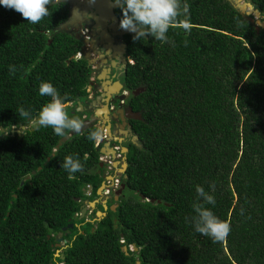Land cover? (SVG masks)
<instances>
[{
	"label": "trees",
	"instance_id": "16d2710c",
	"mask_svg": "<svg viewBox=\"0 0 264 264\" xmlns=\"http://www.w3.org/2000/svg\"><path fill=\"white\" fill-rule=\"evenodd\" d=\"M249 1L264 17V0ZM181 3L190 32L170 28L168 42L124 35L131 61L123 78L128 104L141 115L129 120L138 142L127 145L128 191L93 221L77 218L103 179L99 147L88 138L97 126L56 147L61 137L51 127L29 125L51 99L39 94L41 82L73 102L69 116L85 118L76 106L88 95L92 67L74 56L82 40L59 28L67 2L50 5L37 24L0 5V125H26L0 137V264H264V28L231 0ZM115 12L121 19L118 6ZM66 156L78 157L83 171L62 169ZM197 186L215 198L206 207L231 226L222 242L190 223ZM60 230L63 258L55 245Z\"/></svg>",
	"mask_w": 264,
	"mask_h": 264
},
{
	"label": "clouds",
	"instance_id": "9594fccd",
	"mask_svg": "<svg viewBox=\"0 0 264 264\" xmlns=\"http://www.w3.org/2000/svg\"><path fill=\"white\" fill-rule=\"evenodd\" d=\"M89 2L94 3L95 0H89ZM60 3L61 0H0V5L20 13L31 24H37L48 16L50 5ZM112 3L118 6L122 12L120 28L134 33L133 41H140L151 36L157 41L168 42L167 33L170 28H181L185 32L191 31L192 25L186 18L189 7L187 4L182 5L181 0H112ZM181 17L185 18L181 19ZM16 71L14 65L9 66L11 75H15ZM39 94L51 99L39 110L34 122L37 126L51 127L54 134L59 137H65L70 132L79 133L81 131L82 121L78 117L69 116L65 98L61 97L58 90L50 82L40 83ZM18 112L21 117H30L31 115L24 107H19ZM88 138L90 140L98 139L99 132L93 131ZM61 168L67 171L69 175L83 171V165L79 158L73 156H66L61 162ZM196 193L197 200L192 204L195 215L190 218V223L197 233L211 238L213 242L224 241L231 231L230 224L219 219L211 209L206 207L209 204L214 206L215 198L201 186L196 187ZM83 200L82 203L91 199L86 197ZM90 206L93 211L95 205ZM85 214L82 219L88 221L89 216H85ZM187 219L189 218L186 217ZM61 252L57 251V255Z\"/></svg>",
	"mask_w": 264,
	"mask_h": 264
},
{
	"label": "flooded vegetation",
	"instance_id": "af4514ba",
	"mask_svg": "<svg viewBox=\"0 0 264 264\" xmlns=\"http://www.w3.org/2000/svg\"><path fill=\"white\" fill-rule=\"evenodd\" d=\"M61 1L67 2V9H68L67 17H68L70 4L67 0H61ZM77 23L80 24L79 26L76 27L77 31L80 32L82 37H86L89 39V41L85 44L82 41V45L83 44L85 45L83 47L84 52L86 51L89 52V56L86 57V59L92 67V75L90 77V82L87 85L88 95L86 98L79 101L82 102L83 107L86 111L85 117H87L89 113H91L93 109L96 107L101 109L105 107V110L106 108H108V112H106V114L107 116H109L110 124L108 129L106 128V123L103 127V130L106 129V133H105L106 139L105 138L103 139V141L99 146V149L104 144L105 141H109V146H112L116 151V155L114 157L111 154H109V159L111 160L110 165L108 164L107 160L105 161L100 160V162L102 163L100 164L99 162L100 168L97 170L103 177L101 181L103 182V185L101 186L100 191L97 190V196L99 198H94L97 199V201L95 202L93 211L95 212V210L100 209L99 204H101L103 209L102 211L105 212V210L107 208H110V205L113 203L112 200H114L113 197L115 191L118 188H120L121 184L124 182L122 177L124 172L117 170V169H121L124 158L126 160L127 151H122L121 145L122 143H124V145L126 146L128 145L129 142L135 143V140L133 139L135 133L132 131L131 124L129 122V120L134 117L131 116L130 113L128 114L126 113L128 112V108L131 107V105L128 104L130 91L127 88H125L124 78H123L127 67V62L129 59L127 58L126 52L124 53V55L123 54L121 55L120 53V48L122 43H124L126 47V40L124 37L126 33H123L122 35H119L117 33L116 34L111 33V38L106 37L105 35L102 37V42H100V36L94 33L96 29L94 27L95 20L91 18L87 13L81 15V18L77 20ZM59 28L72 33H74V29H75V27L70 24L68 25L59 24ZM82 30H84L88 36H85ZM109 31H111V29H109ZM107 48H110V51H107ZM122 56H124L126 63L123 62ZM115 88H117V90H115ZM120 93H123L125 97L119 98L118 96ZM92 100H95V104L93 105H91ZM67 105L71 107L73 105V102H68ZM89 106H92L93 108L88 111L87 108ZM120 108L123 109V113L126 120V123L123 126L121 125L122 119H121V114L119 112ZM116 120H118L117 123ZM124 129H126L127 132H124L123 131ZM117 137H122V139L118 140ZM99 152L101 151L99 150ZM115 161L118 162L115 164ZM108 175L110 177H108ZM114 176H119L118 185L115 186V188H113L110 194H106V193L104 194L102 190L105 189L106 185L110 184V182L114 179ZM125 188L126 185L122 189V192L120 194H124ZM103 200H105L107 204L106 207H103L102 205ZM63 239H65L64 242H66V238L63 237Z\"/></svg>",
	"mask_w": 264,
	"mask_h": 264
},
{
	"label": "water",
	"instance_id": "95a60500",
	"mask_svg": "<svg viewBox=\"0 0 264 264\" xmlns=\"http://www.w3.org/2000/svg\"><path fill=\"white\" fill-rule=\"evenodd\" d=\"M70 4L69 7V15L67 17V19H65L63 22H61V25H72L75 27L74 29V35L76 36V38H80L82 39V41L85 43H87L89 41L88 38L86 37H82L80 32L77 31L76 27L79 26L80 24L77 23V20L79 18H81V15H83L84 13H87L91 18H93L95 20L94 23V27L96 28L94 33L100 36V42H102V37L106 35V37H110L111 38V33L112 34H119L122 35L123 33H131L129 31L123 30L120 28V19L117 15V13L115 12V8L117 6H115L112 3V0H95L94 3H90L89 0H67ZM231 2L240 10L241 13H244L248 16V19L252 22L255 23V27L258 30L260 27L264 28V17L261 15L260 11L254 7V5L250 2V1H243V0H231ZM109 29H111V31H109ZM94 42V41H93ZM82 45V49L85 45ZM107 51H110V48H107ZM126 52V47L125 44L122 43L121 48H120V53L121 55ZM85 57L89 56V52L86 51L84 52ZM122 60L124 63H126V60L124 58V56H122ZM121 85V83H120ZM115 90H117V88H115ZM139 91V89H135L134 92L137 93ZM119 98H124L125 95L123 93H120ZM68 104V102L66 103ZM78 106L76 107V110L79 111H83L85 110L83 107V104L81 101H77ZM95 104V100L91 101V105ZM101 108H94L93 111L91 113H89V115L87 117H85L82 121V129L87 128L88 126L94 124V121L99 119L103 121V124L106 126L108 125L109 127V116H107L106 112H108V108H106V110L102 113H98L99 110ZM119 112L121 114V119H122V123L121 125L123 126L126 123L125 120V116L123 113V109L120 108ZM127 114L130 113L131 116H133L134 118H140V112L139 111H134L131 107L128 108V112H126ZM26 128L25 124H20L18 127H11L8 131L5 129L4 126L0 125V137L4 136L5 134H7L8 132L10 134H14L15 132L17 134H20L21 130ZM124 132H127L126 129L123 130ZM73 132H70L68 135H66L65 137H61L57 144L56 147H58L64 140H66L70 134ZM134 137L137 138V134H134ZM118 140H121L122 137H117ZM101 152L106 153V154H111L113 157L116 155V151L112 146H109V141H105L104 144L100 147L99 149ZM121 150L122 151H127L128 148L126 145L122 144L121 145ZM125 157V156H124ZM118 162V161H115ZM102 162H100L101 164ZM122 172L125 171L126 166H127V161L123 160L122 162ZM41 166H38V169ZM36 169H32L31 173H35ZM30 173H27L25 175V178H29ZM23 180L20 181V183H22ZM103 185V182L100 183V185L98 186L97 190L100 191L101 186ZM125 182H123L121 184V187L118 188L115 191L114 194V200L117 201L119 198V194L122 192V189L125 187ZM143 197V195H142ZM151 201H154L155 198H151ZM158 202H160V199H156ZM97 201V199H92V200H87L86 202L81 204L80 207V213L78 218H82L86 212L87 209V204L89 205L92 204V206L95 205V202ZM104 207L107 206L105 200L102 201ZM117 206V202H113L110 205V209L114 210ZM100 211L103 215L105 214L104 211L102 210H97V212ZM102 217V216H101ZM74 225L73 222H69L67 225L63 226V230H66L67 227H72ZM76 225H78L76 223ZM63 240L65 241V239H63L62 236L57 237V241L55 243L56 246H58L60 244V241ZM123 250H125V252H127V246L123 245L122 246ZM137 246L132 244V249H136ZM59 256L61 258H63V254H59ZM48 264H52V262H49ZM136 264H139V261H136Z\"/></svg>",
	"mask_w": 264,
	"mask_h": 264
},
{
	"label": "built area",
	"instance_id": "2783aa9c",
	"mask_svg": "<svg viewBox=\"0 0 264 264\" xmlns=\"http://www.w3.org/2000/svg\"><path fill=\"white\" fill-rule=\"evenodd\" d=\"M84 32V35L85 36H88L86 34V32L84 30H82ZM83 54V49L77 51L75 53V57H80L81 55ZM105 133H106V129L104 130V132H99V138L94 140V144L95 146H100L101 142L103 141V139L105 138ZM106 139V138H105ZM99 159L100 160H107L108 161V164L110 165L111 163V160L109 159V154H106V153H103V152H100V155H99ZM118 182H119V176H114V179L110 182V184L106 185L105 189H103V193L105 194H110L111 191L113 190V188H115V186L118 185ZM91 185L89 183H87L85 185V191H84V194L86 196H89L91 194ZM81 200V199H80ZM84 201V200H83ZM92 212V207L87 203V211H86V214L85 216L89 215L90 213ZM79 214V212H78ZM57 254V253H56Z\"/></svg>",
	"mask_w": 264,
	"mask_h": 264
},
{
	"label": "rangeland",
	"instance_id": "374dc122",
	"mask_svg": "<svg viewBox=\"0 0 264 264\" xmlns=\"http://www.w3.org/2000/svg\"><path fill=\"white\" fill-rule=\"evenodd\" d=\"M243 1H249V0H243ZM128 61H131V60H128ZM75 105L73 104L71 107H74ZM93 107L92 106H89L87 109H88V111L89 110H91ZM85 111V110H84ZM85 113H86V111H85ZM34 122H35V120H33L32 122H30L29 123V125H32V124H34ZM118 122V120H116V123ZM94 125H96L97 126V132H104V130H103V127H104V124H103V121L101 120H99V119H97V120H95L94 121ZM106 128L108 129V125L106 126ZM113 133H114V131H113ZM134 140H135V142H138V139L137 138H133ZM122 144H124V143H122ZM122 168H123V166H121V169H117V170H119V171H122ZM110 174V173H109ZM108 177H110L109 175H108ZM83 190L85 191V187L83 188ZM125 192H127L128 191V188L126 187L125 188V190H124ZM95 198H99L98 196L97 197H95ZM92 199H94V198H92ZM91 199V200H92ZM113 202H117V201H114V200H112ZM97 210H100V209H97ZM97 210H95V212L94 211H92V213L91 214H89L88 216V218H89V220H94V219H96V218H99V217H101L103 214L100 212V211H98L97 213H96V211ZM77 219H80V218H77ZM78 223V227L80 226V224L82 223V222H77ZM67 229V228H66ZM59 236H62V237H64V235H63V233H62V231L60 230V231H58L56 234H55V237H56V239H57V237H59ZM66 243L67 242H64L63 240H61L60 241V244L57 246L58 248L56 249V253H57V251H59V253L66 247ZM59 264H62L61 262L59 263Z\"/></svg>",
	"mask_w": 264,
	"mask_h": 264
},
{
	"label": "bare ground",
	"instance_id": "6f19581e",
	"mask_svg": "<svg viewBox=\"0 0 264 264\" xmlns=\"http://www.w3.org/2000/svg\"><path fill=\"white\" fill-rule=\"evenodd\" d=\"M103 109L105 110V107H103L102 109H100L98 113H102V111L104 112ZM116 163H117V162H115V164H116ZM91 205H92V204H91Z\"/></svg>",
	"mask_w": 264,
	"mask_h": 264
},
{
	"label": "crops",
	"instance_id": "0c3cea01",
	"mask_svg": "<svg viewBox=\"0 0 264 264\" xmlns=\"http://www.w3.org/2000/svg\"><path fill=\"white\" fill-rule=\"evenodd\" d=\"M103 203V202H102ZM103 205V204H102ZM103 207H104V205H103ZM96 213H97V211H96Z\"/></svg>",
	"mask_w": 264,
	"mask_h": 264
}]
</instances>
